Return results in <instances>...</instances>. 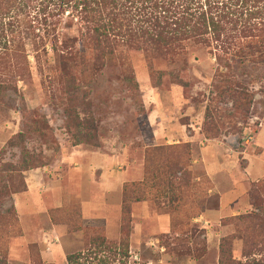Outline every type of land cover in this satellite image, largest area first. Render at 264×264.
Here are the masks:
<instances>
[{"label":"rangeland","instance_id":"1","mask_svg":"<svg viewBox=\"0 0 264 264\" xmlns=\"http://www.w3.org/2000/svg\"><path fill=\"white\" fill-rule=\"evenodd\" d=\"M210 49L189 46L185 56L151 63L182 70V84L165 76L156 86L145 56L132 51L137 88L114 60L78 77L74 95L64 77L40 72L31 46L28 63L0 59V82L14 87L0 93V189H10L0 212L13 206L17 219L8 264H68L94 235L119 243L124 202L128 264H217L224 238L236 261L264 264L261 245L241 257L246 237L258 244L264 236L250 227L264 222V61H216ZM236 91L252 103L236 107ZM207 108L222 124L216 138L204 132ZM176 238L195 242L192 251L205 249V258L175 259Z\"/></svg>","mask_w":264,"mask_h":264},{"label":"trees","instance_id":"2","mask_svg":"<svg viewBox=\"0 0 264 264\" xmlns=\"http://www.w3.org/2000/svg\"><path fill=\"white\" fill-rule=\"evenodd\" d=\"M28 46L40 72L65 78L64 89L69 95L81 90L75 82L78 77L98 75L106 62L114 60L120 64L123 79L137 88L128 63V53L132 51L145 56L156 86L164 85L165 76L182 84V70H155L151 63L185 56L189 46L212 47L209 53L216 61L226 56L242 59L249 55L264 61V0H0L1 61L16 57L28 63ZM244 47L252 50L244 53ZM50 54L56 62L53 69L45 66ZM91 63L93 68L89 67ZM2 68L6 70L5 66ZM4 72L0 69V73ZM4 82H0V93L14 88ZM215 89L220 96L227 94L221 84ZM236 95V107L252 103L248 95L237 91ZM206 116V136H220L221 122L209 108ZM128 188L125 185L124 193ZM0 190L3 197L10 194L5 184ZM122 213L119 243L94 235L88 240L89 248L67 255V263L128 264L131 255L127 202L122 205ZM16 221L13 206L0 212V264H8V232ZM250 227L263 230L264 222ZM261 237L258 244L254 237L244 239L246 248L242 250V258H250L259 245L264 248V236ZM192 245L195 242L176 238L170 250L175 259L190 258L198 262L205 258L206 250L193 252ZM220 246L217 264H244L234 258L228 238L222 239Z\"/></svg>","mask_w":264,"mask_h":264}]
</instances>
